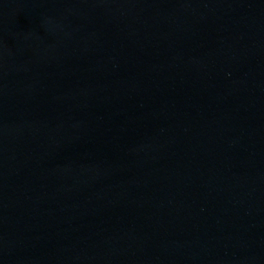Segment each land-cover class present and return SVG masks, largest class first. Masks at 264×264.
I'll return each mask as SVG.
<instances>
[{
    "label": "water",
    "instance_id": "water-1",
    "mask_svg": "<svg viewBox=\"0 0 264 264\" xmlns=\"http://www.w3.org/2000/svg\"><path fill=\"white\" fill-rule=\"evenodd\" d=\"M0 264H264V0H0Z\"/></svg>",
    "mask_w": 264,
    "mask_h": 264
}]
</instances>
